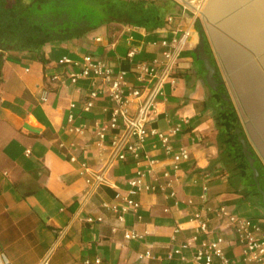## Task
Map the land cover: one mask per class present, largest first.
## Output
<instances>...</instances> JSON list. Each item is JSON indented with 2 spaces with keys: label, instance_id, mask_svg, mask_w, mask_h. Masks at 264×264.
Returning <instances> with one entry per match:
<instances>
[{
  "label": "crops",
  "instance_id": "0c3cea01",
  "mask_svg": "<svg viewBox=\"0 0 264 264\" xmlns=\"http://www.w3.org/2000/svg\"><path fill=\"white\" fill-rule=\"evenodd\" d=\"M173 1L178 9L171 13L173 19L167 21V15L164 24L154 29L111 22L115 29L102 25L82 37L46 43L45 63L33 52L5 58L0 83V264H95V256L103 264H196L194 244L183 246L195 224L190 220L194 207L183 200L192 197L200 202L203 184L208 186L211 204H226L239 215L262 214L230 190L219 165L208 168L219 152L214 121L203 108L207 90L199 77L206 74L205 68L194 48L201 35L240 119L243 136L264 167V0ZM182 28H189L190 36L172 70L176 85L166 83L167 99L159 104L160 113L151 122L167 130V117L172 121L180 116L190 118L173 141L175 147L185 145L190 151L181 163V181L175 185L179 203L159 192H137L132 196L140 208L124 214L123 221L104 210L101 201L129 189L127 179L136 167L129 157L115 161L107 171L110 185L100 186L80 206L78 198L87 186L81 163L97 170L108 156V147L99 151L94 138L97 126L109 116L111 101L105 87L94 105L83 110L82 102L99 80H55L52 75L63 70L57 60L62 55L79 59L88 52L106 59L115 69H126L128 64L119 59L130 46L140 50L138 58L165 60L163 47L152 41L179 36ZM71 110L73 125H85L83 134L66 128ZM146 146L162 159L155 172L171 170L159 144L154 149ZM88 215L102 216V220L88 222ZM177 223L181 229L174 232ZM214 225L212 220L209 227ZM132 230L142 236L125 238L124 232ZM174 247L180 252L167 258ZM226 250L234 253L237 246L230 242ZM145 251L150 256L139 259L138 253Z\"/></svg>",
  "mask_w": 264,
  "mask_h": 264
},
{
  "label": "built area",
  "instance_id": "2783aa9c",
  "mask_svg": "<svg viewBox=\"0 0 264 264\" xmlns=\"http://www.w3.org/2000/svg\"><path fill=\"white\" fill-rule=\"evenodd\" d=\"M171 19L172 16L168 15L167 21ZM180 31L179 36L152 41V44L163 47L161 53L166 57L165 60L158 57L152 60L138 58L140 50L136 46H130L119 59V63L128 64L126 69H115L106 59L88 52L83 53L79 59L62 55L57 60L63 70L52 75L55 80L68 79L70 83L87 77L99 80L98 86L90 90L82 102L83 110L87 111L94 105L95 99L105 87L111 101L109 116L104 123L97 126L94 138V144L99 151L108 147V156L97 170H91L86 162L81 163L82 170L87 172V186L78 198L80 206H84L100 186L110 185L107 171L111 165L129 157L136 166L133 174L127 179L129 189L123 195L101 201L100 206L104 210L113 212L119 221H123L124 214L136 213L140 208V202L132 196L137 192H159L165 199L172 198L175 204L179 203L175 185L181 181V163L190 157V151L185 145L175 147L173 141L174 137L188 126L190 118L180 116L172 121L171 117H167L170 123L167 130L154 127L151 122L160 113L159 104L167 99L164 90L166 83L171 87L176 85L172 70L179 51L190 36L189 28H182ZM42 97L46 98L45 95ZM74 106L75 103L72 102L70 107ZM69 114L66 128L83 134L85 125H73L75 114L72 110ZM148 144L152 149L159 144L165 157L163 160H170L171 170L155 172L162 159L150 153L151 149L146 146ZM60 145L62 146V143ZM71 159L74 160L75 156ZM147 176L149 180L146 179ZM203 185L200 202L192 197L183 200L185 205L194 207L190 220L195 224L183 246L194 244L193 257L196 264H264V216L239 215L226 204H211L207 197L208 186ZM86 220L101 221L102 216L88 215ZM212 220L215 225L210 228L209 223ZM180 229L181 225L177 223L174 232ZM141 236V233L134 230L124 232L125 238ZM230 242L237 246V250L231 254L226 250ZM178 252L179 247L171 248L166 257L172 258ZM149 256L148 251L138 253L139 259ZM93 262L103 264L99 256H95Z\"/></svg>",
  "mask_w": 264,
  "mask_h": 264
},
{
  "label": "trees",
  "instance_id": "16d2710c",
  "mask_svg": "<svg viewBox=\"0 0 264 264\" xmlns=\"http://www.w3.org/2000/svg\"><path fill=\"white\" fill-rule=\"evenodd\" d=\"M177 10L173 0H0V83L2 64L5 58H17L15 53L33 52L45 63L43 46L46 43L82 37L102 25L108 30L115 29L117 26L111 22L151 30L163 25L165 17ZM214 77L217 89L208 85L204 73L199 77L207 90L203 108L214 121L219 152L208 168L219 165L230 190L239 194L240 201L260 209L264 216L261 193L235 131L240 128L243 135L240 119L231 100L222 97L227 96L226 88L217 72ZM248 148L251 151L249 145ZM251 153L258 171L257 181L264 190V167L255 153Z\"/></svg>",
  "mask_w": 264,
  "mask_h": 264
},
{
  "label": "water",
  "instance_id": "95a60500",
  "mask_svg": "<svg viewBox=\"0 0 264 264\" xmlns=\"http://www.w3.org/2000/svg\"><path fill=\"white\" fill-rule=\"evenodd\" d=\"M194 52H195L196 58L202 61L204 68L206 69V74H205L206 82L208 83V85L212 89H217L218 82H216L215 77H214V72L216 69L214 68V66L211 64V62L209 60V57L207 54L208 52H206V50H205L204 42H203L201 35L199 36V41H198L196 47L194 48ZM222 97L225 100L227 99L225 94H223ZM235 131L239 136L238 140L241 143L242 151H243V153H245V156L249 162V165H250L251 169L253 170L252 173H253V177L255 179V184H256L257 189L261 193L262 202L264 205V190H262L260 188L259 182L257 181L258 171L256 170V167L254 166V157L252 156V153L248 148V144L246 142L245 137L240 133V128H236Z\"/></svg>",
  "mask_w": 264,
  "mask_h": 264
}]
</instances>
